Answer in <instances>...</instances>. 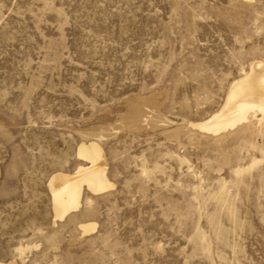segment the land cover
<instances>
[{"label":"rangeland","instance_id":"rangeland-1","mask_svg":"<svg viewBox=\"0 0 264 264\" xmlns=\"http://www.w3.org/2000/svg\"><path fill=\"white\" fill-rule=\"evenodd\" d=\"M255 60L264 0H0V261L264 264L262 112L191 124ZM89 141L113 184L57 217Z\"/></svg>","mask_w":264,"mask_h":264},{"label":"bare ground","instance_id":"bare-ground-1","mask_svg":"<svg viewBox=\"0 0 264 264\" xmlns=\"http://www.w3.org/2000/svg\"><path fill=\"white\" fill-rule=\"evenodd\" d=\"M238 79L230 84L223 107L208 120L191 123L194 128L218 134L247 121L252 109L259 110L264 116V61H253L250 69ZM77 154L88 164L79 165L73 173H56L50 181L55 215L60 218L80 208L84 185L92 193H101L113 184L106 175L105 154L98 142H83L78 146ZM90 225L88 222L81 224L85 232L93 228ZM0 264L6 263L0 261Z\"/></svg>","mask_w":264,"mask_h":264}]
</instances>
